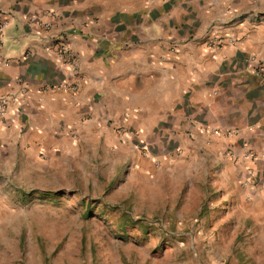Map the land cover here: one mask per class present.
<instances>
[{"label": "crops", "instance_id": "crops-1", "mask_svg": "<svg viewBox=\"0 0 264 264\" xmlns=\"http://www.w3.org/2000/svg\"><path fill=\"white\" fill-rule=\"evenodd\" d=\"M3 22L0 174L153 169L147 147L175 171L209 166L228 216L264 213V0H0Z\"/></svg>", "mask_w": 264, "mask_h": 264}, {"label": "rangeland", "instance_id": "rangeland-1", "mask_svg": "<svg viewBox=\"0 0 264 264\" xmlns=\"http://www.w3.org/2000/svg\"><path fill=\"white\" fill-rule=\"evenodd\" d=\"M140 150L153 169L95 158L0 174V264H264V213L228 216L209 166Z\"/></svg>", "mask_w": 264, "mask_h": 264}, {"label": "built area", "instance_id": "built-area-1", "mask_svg": "<svg viewBox=\"0 0 264 264\" xmlns=\"http://www.w3.org/2000/svg\"><path fill=\"white\" fill-rule=\"evenodd\" d=\"M5 26V22L3 23H0V47L2 45V34H3V28ZM45 26H47L45 24ZM225 41L227 42H232L234 41V38H229L227 40L221 38V37H217V38H214L213 41H212V46H220L221 44H223ZM6 62L4 61L3 58L0 57V66L4 65ZM71 64H75V63H71ZM258 71L263 75V78H264V66L261 64V63H258ZM67 87L71 90H75L77 89V84L74 83V84H70V85H67ZM15 94L14 93H5V94H0V119H2L7 111H8V107L10 105V102L15 98ZM215 133L217 135H225V136H228V135H231L234 133V131L232 130H220V129H214ZM227 156L231 159H234L235 161H238L239 159L241 158H247V159H255L256 158V154L253 153V152H250V151H241V153L239 155H235V153L233 151H230L228 152Z\"/></svg>", "mask_w": 264, "mask_h": 264}]
</instances>
